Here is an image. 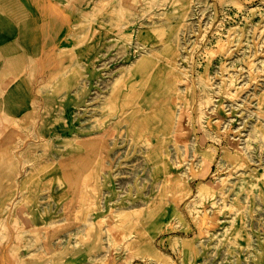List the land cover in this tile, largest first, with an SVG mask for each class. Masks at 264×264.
I'll list each match as a JSON object with an SVG mask.
<instances>
[{
  "label": "rangeland",
  "instance_id": "rangeland-1",
  "mask_svg": "<svg viewBox=\"0 0 264 264\" xmlns=\"http://www.w3.org/2000/svg\"><path fill=\"white\" fill-rule=\"evenodd\" d=\"M150 240L264 264V0H0V264H158Z\"/></svg>",
  "mask_w": 264,
  "mask_h": 264
},
{
  "label": "bare ground",
  "instance_id": "bare-ground-1",
  "mask_svg": "<svg viewBox=\"0 0 264 264\" xmlns=\"http://www.w3.org/2000/svg\"><path fill=\"white\" fill-rule=\"evenodd\" d=\"M85 17L86 16L83 14V18H85ZM227 37H228V39L230 38L229 35ZM224 41L225 40L220 39L218 45L220 47H223L224 46ZM185 48H186L185 57H186V60L189 61L190 58H191V53H192L193 47H190V46L187 47L186 46ZM143 57L144 58H147V54L143 55ZM144 58L143 59H140L136 63V67H138L143 62ZM152 65L150 66V69L153 68ZM155 65H157V64H155ZM155 67H156L155 69L161 73V76L172 73L174 75V77H178L180 72L186 74L187 71H188V68L185 65L177 66L175 64L174 65L173 64H168L167 66H164V67H162L160 65H157ZM96 138L97 137L95 135H92V136H89L87 138V141L88 142H93V140H95ZM83 139L84 138H82L79 134H72L70 136H64V137H62V140L64 142H68V143L82 142ZM82 143H85V141L82 142ZM154 148L161 149L162 146L159 145V144H155L154 145ZM215 155L216 154H215V151L213 149L207 148V150L204 152V154L202 155V157L200 159L199 164L201 165V167H204V169L207 172H210V170H211V166H212V163L214 162ZM165 173H166L168 179H170V178L172 179L173 171L171 169L170 164H167L166 165V172ZM172 182H173V184L175 183L174 186H176L178 188H182V186L184 185V183L182 181L174 180ZM206 183L207 182H204V181L201 183L202 185L200 186V188L198 190V192L200 194H202L203 192H205L207 190ZM166 205L168 207H171L172 206V208H173V211L172 212L175 214V216L177 218H176V221L173 222V223L171 222V217H169L170 219H167V221L166 220L165 221L162 220L161 223H164L163 224V226L165 227L164 229H167V230H169V229L174 230L175 229L176 230L179 227L176 224H180V223L184 222V218H182L180 211L177 209V206L173 205L171 202H167ZM121 215H122V213L115 216V218H117V222H120V216ZM182 239H186V238H182ZM179 241L180 240H178L177 237H175L173 239V245L175 247L176 246H180ZM148 244H149V247L151 248V250L153 251V254L154 255L155 254L157 255V257H158L157 258L158 264H175V262H174L173 258L171 257V255H168V254H165V253L164 254L167 256L166 257V260H160L159 256L160 255H163V253L159 252V250L154 246L152 240H150L148 242ZM104 264H130V263H128V262H118V261H115L114 260V257L113 256H109V260L108 261H105Z\"/></svg>",
  "mask_w": 264,
  "mask_h": 264
}]
</instances>
